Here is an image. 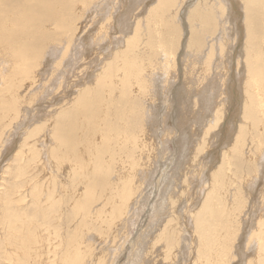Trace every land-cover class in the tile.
<instances>
[{"label":"bare ground","instance_id":"bare-ground-1","mask_svg":"<svg viewBox=\"0 0 264 264\" xmlns=\"http://www.w3.org/2000/svg\"><path fill=\"white\" fill-rule=\"evenodd\" d=\"M103 1L0 0L1 140L18 119L21 105L27 100L32 102L36 96L32 92L40 87L48 68L59 73L76 43L91 46V51L107 49L106 44H110L107 35L113 28L111 12L116 3H108V13L104 5L102 9L99 7ZM177 2L157 0L147 9L145 28L141 27L140 19H135L128 28L131 34L124 49L114 56L120 68L115 63L107 66L104 72H99L94 88L81 93L75 102L72 98L74 104L65 110L61 108L60 116L47 119L38 139L42 143L40 152L31 146L25 152L23 146L19 147L13 158L15 169L8 174L11 179L0 193V264H119L110 261L104 243L107 241L108 248L115 249L124 233L129 232L125 224L131 222L128 219L131 205L140 198L149 177L152 122L163 96L159 90L157 94L154 90L152 94L148 92L150 83L145 75L158 69L164 75L165 86L168 85L170 58L174 57L175 45L182 37L169 14ZM241 2L247 29L242 122L229 151L222 153L219 165L210 173L208 191L201 198L199 216L194 222L196 232L200 231L194 264H255L251 254L256 248L258 251L264 248V0ZM210 8L205 15L202 11L199 15L195 9L194 15L189 12L192 15L189 31L193 32L189 42L194 50L202 45L201 39L210 31L212 22L217 21L215 16L221 19L226 9L225 5ZM101 10L108 15H101ZM196 16L199 23L193 25ZM141 39L146 42L142 56H138ZM56 49L61 50L57 61ZM208 61L211 62V56ZM210 70L206 67L205 71ZM223 109L216 106L210 117L205 116L204 120L209 121L203 122L196 156L208 146L207 137L217 135L214 131L221 125ZM27 152L36 153L29 159L31 167L37 166L38 171H29L34 175L25 183L27 195L18 197L14 180L23 169L20 163ZM25 162L27 166L29 162ZM158 184L154 190H158ZM203 214L210 222L201 219ZM143 231L140 232L144 234ZM203 233L207 234L205 238ZM142 235L131 241L128 254L131 260L123 264H143L144 255L139 252ZM158 237L157 242L168 243L164 245L168 249L164 257L175 264L176 256L169 249L179 245V238L167 231ZM133 252L138 253L131 255Z\"/></svg>","mask_w":264,"mask_h":264},{"label":"rangeland","instance_id":"rangeland-1","mask_svg":"<svg viewBox=\"0 0 264 264\" xmlns=\"http://www.w3.org/2000/svg\"><path fill=\"white\" fill-rule=\"evenodd\" d=\"M110 1L112 3L115 2L116 7L111 12L113 13V22L111 24L113 28L107 35L110 42L109 45L106 44L107 49H104L103 52L101 49L97 48L91 51V46L88 48L82 45V43H76L69 56L66 57L67 62L60 68L61 70L59 73L56 74L52 67L48 68L43 76L40 87L32 92L34 94L36 93L37 97L35 96L32 102L27 100L26 103L21 105L22 113H19L18 119L7 129V134L2 137V140L0 139V193L2 192L1 190L7 187V182L11 179L8 174L15 169L13 158L17 154L19 147L23 146L25 152L26 148L31 146L34 148L35 152H40L42 143L39 140L43 134L40 130L44 128V124L48 122L50 118L52 119L60 116L59 114L62 110L72 107L74 104L72 102H75L81 93L94 88L96 86L97 77L101 72L106 70L107 66H113L114 63L118 67L121 66L119 61L115 62L114 56L124 49L126 38L131 34L128 28L137 21L135 19H140L138 21H141V27L144 26L145 28L144 19L147 16V9L157 3V0H104V3H100L99 7L102 9L104 5L103 7L109 13L110 10L107 9V5ZM212 5H225L226 9L224 16L221 17V19L220 16H215L218 21L215 22L217 26H214L215 23L212 22L211 28L209 29L210 31L201 39L202 45L200 47L197 46L198 48L194 50V46H191L189 42L191 41L190 38L193 33L189 31V19L194 15L193 12L195 11H199L197 12L199 15L201 11L203 15L209 14ZM100 8H98V10H100ZM191 8L195 9V11ZM176 9L179 10L176 11ZM244 9V4L241 0H178L176 6L170 9V17H173V20H175L173 21V26L179 34L181 33L180 37L182 36L178 45L177 43L175 45L176 51L173 54L174 57L170 58V80L168 81V85L166 84L167 86H165L163 82L165 80L164 75L158 69H153V71L145 75V78L150 83L148 92L150 91L149 93L152 94L154 90L155 94H157L156 91L159 90L161 91L160 96H163L159 104L161 107L152 122L153 135L150 153L152 157V169L149 168V177L145 180V185L141 193H139L140 198L131 205V212L128 216L131 222L125 224V227L128 228L129 226V232L124 233L123 237L118 241L120 245L115 249L108 248L110 244H108L107 241L104 243V248L109 251L110 256L108 258L110 261L113 259L111 261L112 263L115 261L119 264H123L126 261L129 262L131 257L128 254L130 252L131 241L134 240L135 242L139 239L143 234L140 231H143L144 228L142 242H139V252L142 251L141 254L144 255L142 260L143 264H172L170 261L172 259H166L164 257L166 256L164 254L168 255L166 251L168 249L164 248L167 241L157 242L156 240L159 238L158 234L160 236L166 231L174 232L175 236L179 238L178 246L173 245L171 248L169 247L173 256H176L175 264L195 263L194 261L197 259L200 231L198 233L196 232V224L194 222L196 215L199 216V210L203 202L202 199H204L208 191L206 186L210 183L209 175L219 165L222 153L226 150L229 151L239 124L242 122L245 103L244 84L246 80L245 44L247 42ZM106 10H101L99 12L101 15H105L107 14ZM189 12H191L192 15H190ZM174 16H176V18ZM195 19L193 25L194 23H196V25L199 23L198 16H196ZM178 26L180 28H178ZM211 31H213V33H211ZM207 39H209V41ZM145 40L141 39L139 47L141 51H139L140 55L138 54V56H142ZM86 42L89 44L90 41ZM60 51V49H56L55 61L59 59L58 52ZM210 56L211 62L208 61ZM100 67H103V69ZM206 67L208 70H211L205 71ZM204 75L205 77H203ZM202 79L204 81L200 84ZM158 85H160V87ZM199 86L201 91H198ZM111 88H115L114 84ZM129 89L132 91L131 88ZM101 91L103 92V89H101ZM104 92L103 94H105ZM72 98L74 99L72 100ZM66 105L69 106L67 107ZM216 106L217 108H224L221 125L215 129L214 133H217V135L214 136V138L211 139L210 136L207 137L206 144H208V146H206L205 152L203 151L196 156V147L200 143L201 133L202 130H204L203 122L207 123L209 121L208 119V121L204 119L210 117L211 114L215 112ZM34 130L36 131L34 132ZM208 149L209 151L206 153ZM35 152H27V154L30 155L26 154L21 160L20 164L23 169L20 170L19 176L14 180L17 186L16 194L18 197L22 195L25 197L27 195L26 191L28 190V185L25 183L28 181L29 177L34 175V173L31 174L29 171H32V169L35 173L38 171L37 166L36 169L33 168L34 166L31 167V161L29 159L33 155H36ZM25 161L29 162L27 166ZM29 168L31 169L29 170ZM157 183H159V188L158 190H154ZM20 192L21 194H19ZM175 198L178 199V201ZM187 214L189 215L187 216ZM173 215H176L174 216L175 218ZM201 219L210 222V219L204 214L203 216L201 215ZM165 228L167 229L165 230ZM202 235L205 238L207 234L203 233ZM102 246L103 245L100 246V251L103 249ZM145 248L147 249L145 250ZM163 248L165 250H162ZM147 251L152 252L146 254L145 252ZM137 253L133 252L130 254L137 255ZM161 254H163V256ZM159 255L161 256L159 257ZM251 255H255L253 257L251 256L253 261L255 260V264H259L260 262V264H264L263 247H260L259 251L256 248ZM240 257L241 256L238 255V258ZM134 264L136 263L134 262Z\"/></svg>","mask_w":264,"mask_h":264}]
</instances>
